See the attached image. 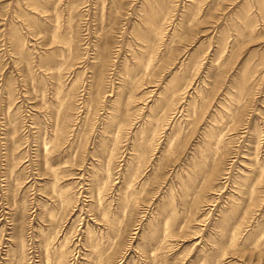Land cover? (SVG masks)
<instances>
[{
    "label": "rangeland",
    "instance_id": "rangeland-1",
    "mask_svg": "<svg viewBox=\"0 0 264 264\" xmlns=\"http://www.w3.org/2000/svg\"><path fill=\"white\" fill-rule=\"evenodd\" d=\"M0 264H264V0H0Z\"/></svg>",
    "mask_w": 264,
    "mask_h": 264
}]
</instances>
